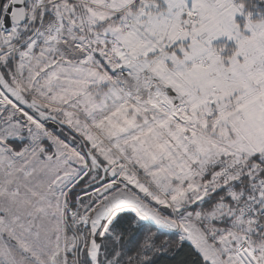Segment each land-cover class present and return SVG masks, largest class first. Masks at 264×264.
Listing matches in <instances>:
<instances>
[{
    "label": "snow or ice",
    "instance_id": "6c2138e0",
    "mask_svg": "<svg viewBox=\"0 0 264 264\" xmlns=\"http://www.w3.org/2000/svg\"><path fill=\"white\" fill-rule=\"evenodd\" d=\"M0 264H264V19L0 0Z\"/></svg>",
    "mask_w": 264,
    "mask_h": 264
},
{
    "label": "trees",
    "instance_id": "16d2710c",
    "mask_svg": "<svg viewBox=\"0 0 264 264\" xmlns=\"http://www.w3.org/2000/svg\"><path fill=\"white\" fill-rule=\"evenodd\" d=\"M234 4H243L246 12L251 13L253 21L264 19V0H233ZM238 23L245 22L244 16L237 19Z\"/></svg>",
    "mask_w": 264,
    "mask_h": 264
},
{
    "label": "rangeland",
    "instance_id": "374dc122",
    "mask_svg": "<svg viewBox=\"0 0 264 264\" xmlns=\"http://www.w3.org/2000/svg\"><path fill=\"white\" fill-rule=\"evenodd\" d=\"M235 4H236V3H235ZM239 17H241V15H237V16L235 17V21H236V23L239 22V21H237V19H238ZM245 23H246V21H245V22L238 23V24L241 26V30L243 31L244 35H250L249 32H247V31L244 30V24H245ZM225 39H227V38H226V37H221V38H218L217 40L213 41V42H212L213 47H216V48L224 47L226 51H227L228 49H232V47H231L230 44H228V45H230V48H227V47L224 46L225 44H224L223 42H224ZM227 40H228V39H227ZM228 42H230V43L232 44L233 49H234V48H235V42H233V41H229V40H228Z\"/></svg>",
    "mask_w": 264,
    "mask_h": 264
},
{
    "label": "crops",
    "instance_id": "0c3cea01",
    "mask_svg": "<svg viewBox=\"0 0 264 264\" xmlns=\"http://www.w3.org/2000/svg\"><path fill=\"white\" fill-rule=\"evenodd\" d=\"M223 43L225 44V45H224L225 47L230 48V45H231V47H232V49H233L232 44H231L230 42H228L227 39H225ZM228 44H230V45H228ZM221 54H222V55H226V54H227V51H225V52H223V53H221Z\"/></svg>",
    "mask_w": 264,
    "mask_h": 264
}]
</instances>
